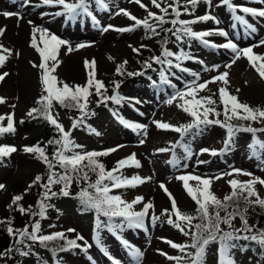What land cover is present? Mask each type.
<instances>
[{
  "label": "rangeland",
  "instance_id": "obj_1",
  "mask_svg": "<svg viewBox=\"0 0 264 264\" xmlns=\"http://www.w3.org/2000/svg\"><path fill=\"white\" fill-rule=\"evenodd\" d=\"M18 1L0 0V29L5 30L4 34L0 36V45L12 50V55L7 59L4 66L0 68V74L3 72L9 73L4 81L0 82V97L6 100L5 104H0V115L14 113L16 120L15 133L7 134L3 140H0V146H15L17 148L15 153L5 157V164L0 166V184L4 185V188L0 189V219L9 215L11 204H13V197L25 195L29 189V185H31V182L38 174H44L46 181L49 175V170L45 163L37 159L35 154L23 151L24 147L31 140L41 135L40 126L33 124L29 120L30 117L27 116V112L34 108L35 101L44 94L41 80L39 79L40 70L32 67L33 63H40V57L36 50L30 46L33 27H41L68 41L74 49L70 53L66 47L60 49V66L58 67L61 72L59 74L62 76L60 80L69 85H85L89 71L85 68V61L94 60L96 79L103 81L106 88H109L107 94L109 96L118 94L124 98L120 104L109 100L107 106L104 103H98L99 97L95 95L93 89V95L89 98L88 110L94 114L85 117V122L88 128L90 127V129L95 130L99 135L90 132V129H86L85 126H80L72 131V138L77 144L83 145L82 151L84 152H101L118 148L116 152L102 157L107 170L113 169L117 161L135 154L141 167H125L122 170L123 175L125 177H150L146 183L138 185L135 188L114 189L111 194L121 195L124 200L129 202L138 196L143 197L144 202L154 204L155 215L159 217V220H157L155 225L150 220H147V231L126 228L120 235L143 252L141 264H177L175 260L169 261L165 256L160 255V252L171 256H182L184 257L182 264H190V257L165 243L168 240L178 244H190L191 239L183 235L172 225H169L167 223V215H162L164 209H171V201L169 200V196L159 186L164 184L175 197L180 210L190 215L194 206H196L195 202L188 196L182 182L176 180L175 176L195 174L206 178H214L235 168L250 172L253 176L264 179V163L261 162L264 159V152H261L257 148V154L254 156L250 148V145L253 144L252 134L238 132L234 138V143L223 154L217 156H212L208 153L200 154L202 149L222 151L225 148L224 142L227 138L226 129L218 125H201L200 130L193 128L181 137L177 132L158 129L154 121H162L176 127L192 123V117L185 113L182 108L178 107L182 102L179 99H175L173 103L169 104L167 103L168 99L173 97L177 91L184 90L186 82L203 83L212 80L213 77L223 72H228L229 83L226 87L231 95L236 96L240 102L246 103L253 108L260 107L264 109V79L260 78L258 73L249 65L246 58L243 57L236 60L231 68L226 67V65L232 63L234 58V54L230 50L223 48L212 49L198 41L180 44L175 41L174 37H170V34H168L170 38L167 44L170 50L175 52L183 48L188 55L195 58L186 60L182 64V67L187 68L189 71L180 72L174 68L166 69L164 66L153 64L151 68H148V71L153 73V78L145 77L144 74L129 76L127 74L129 72L142 73L139 66V57L143 53L150 55L152 58L153 56L160 55L162 51V49H157L158 42L155 37L146 32L143 27H136L134 31L124 33L113 30L102 31V28L107 25H113L117 28L131 27L133 25V22L127 17L115 15L119 9H126L140 19L146 18V11L134 3L133 0H107L109 4L108 11L97 7L93 0L90 10L97 17L99 25L94 24L90 17L82 16L75 21L80 22V24L75 25L76 28L74 29L68 24V22H73H67L64 16L56 15L55 28L52 26L53 21L50 22V26H44V23L48 21L47 18H51V16L48 17L46 15L62 11L59 7L41 6L37 9L35 6H27L26 10L32 9V11L27 15L22 14V19L17 17L5 18L3 13L11 12L14 6L16 8V4L14 3ZM70 2H74V0H70ZM171 2L172 0H165V3ZM234 2L248 7H264V4H257L255 0H234ZM36 3H39V0H32V5ZM142 3L148 6V10L160 14L159 10L152 6L151 0H142ZM218 3L219 0H213V7L211 9H207L206 5L201 3L192 10L191 6L187 5V0H181V4L187 5L190 12H192L191 15H182L181 19H193L195 16L205 14L206 10L210 11L218 17L220 21L219 25L210 21L198 23L192 27L195 31L212 30L217 27L227 31L229 33L227 38L216 35L208 38L216 44L232 40L239 48H245L257 45L259 41L264 40L263 18L245 17L257 28L255 33H250L235 21L234 15L226 6L216 7L215 5ZM22 6V4L18 5L20 8ZM181 11H183V8H181ZM237 14L243 15L242 13ZM39 16H46V19L39 21L37 20ZM172 18L174 17L171 15L166 17L169 20ZM19 21H22L23 25ZM30 21L31 23H29ZM65 23H67V26ZM152 23L155 22L153 21ZM66 27H70L71 29L67 30ZM163 27L169 28L171 25L165 24ZM70 30L72 31L68 32ZM157 31L163 32L159 28ZM75 35H78L80 38H75ZM83 35L86 37L82 38ZM16 40L17 42H15ZM79 44L88 46L75 50ZM142 45L145 47H141ZM133 48H139V54L134 52ZM113 50H116L117 53L113 52ZM123 51L127 53L125 58L119 53ZM254 52L264 54V46L254 47ZM100 59L106 60L108 67L101 66L99 70L97 67L101 63L99 62ZM124 61H127L124 74H117V66ZM71 62L76 64L77 70H68L73 65L70 64ZM21 68L23 69L22 72ZM30 70L35 73L32 74L33 77L30 74ZM161 70L166 71L170 84L161 82ZM76 71L77 76H73L75 78H72L71 75ZM191 73H197L199 79L197 80ZM24 76L30 82V85H27V87L24 84L26 79L21 83ZM153 81H159L165 86L161 96L154 91ZM115 83L120 84L118 89H115ZM221 87H225L222 82L210 83L205 90L199 92V96H211L216 101L217 111L222 113L223 105L219 99V89ZM23 92H27V95L24 96ZM22 93L24 97L21 101L20 95ZM20 104H24V108H19ZM25 104H27V108H25ZM12 105H15V108L11 107ZM52 112L66 130H71L73 121L81 115L78 110L66 113L55 103ZM219 118L221 120L224 119L223 115ZM121 119L146 125L147 135L145 136L139 130L133 131L125 127L120 122ZM21 120H23V123H20ZM6 123L7 121L5 120V126ZM231 123L235 126H247L248 122L244 124L241 120H233ZM251 126L264 128V124L262 123H253ZM256 137L261 142H264V133L258 132ZM141 140L144 141L143 144L140 143ZM159 149H169V151L160 152L158 151ZM186 149H190L192 152L190 158L186 156ZM173 160L177 161L176 166L170 163ZM198 161H207V163H198ZM185 165L187 166L185 167ZM55 171H61L59 166L56 167ZM230 179L247 181L250 177L244 175H225L223 179H213L211 190L219 199H223L227 194L231 193L232 189L228 184V180ZM190 183L194 184L195 182ZM60 188H62L60 184L58 186L55 184L52 186V191L58 193ZM256 190L264 198V186L257 184ZM159 199L163 201L160 204L158 203ZM51 200L55 201L56 206L59 208L58 216L52 220V224L49 223L50 225H47L45 223L47 219H41L39 215L35 217L33 215L29 223L23 225L24 227H21V229L23 230L27 226L28 230L31 231V226L39 222L41 225L40 235L63 232L64 234L73 236L75 239L79 234L84 237L91 247L87 253L80 249H75L71 250V253H59V255L53 258L49 252L40 246H32L31 249L34 254L38 255L44 264H60V262L62 264H105L104 258L107 259V264H112L108 256L96 245L97 217L95 212H77L75 210L76 202L72 196H67L63 199H54L52 197ZM142 207V204H137L135 210L140 211ZM100 220L105 224L107 223V218L103 216L100 217ZM233 225L235 228L241 227L238 218L233 221ZM69 229H75V232H69ZM99 235L103 246L112 257L120 261L121 264H136L131 255L126 256L127 249L122 246L120 241L107 228H102ZM78 243L83 244L84 242L78 241ZM21 247L24 248V246ZM216 249L217 246L215 244L209 246L206 264H217ZM186 251L195 252L191 248ZM19 256L20 254L16 251L9 252L7 255L8 264H16ZM89 256L92 257V260L88 259ZM128 259H133L134 261L128 262ZM235 260L236 264H256L257 258L251 251L236 250Z\"/></svg>",
  "mask_w": 264,
  "mask_h": 264
},
{
  "label": "snow or ice",
  "instance_id": "obj_2",
  "mask_svg": "<svg viewBox=\"0 0 264 264\" xmlns=\"http://www.w3.org/2000/svg\"><path fill=\"white\" fill-rule=\"evenodd\" d=\"M134 3L139 5L147 13L146 18L140 19L132 15L126 9H119L115 15H123L133 22L131 27L117 28L113 25H107L102 28L103 32L109 30L117 31L120 33L134 31L136 27H143L146 32H149L151 36H158L160 31L165 33L166 38L161 45L162 51L160 55L153 56L151 63H146V68H151L153 64L164 66L166 69H176L180 72H188L187 68L182 67V64L186 60L195 59L188 55L183 48L179 51H172L167 47L170 37H174L175 41L180 44H185L190 41H198L206 47L211 48H223L230 50L234 54L232 63L226 65L231 68L232 64L239 60L241 57L246 58L249 65L258 73L261 79H264V54H258L254 52V47L264 46V40L259 41L257 45L249 46L245 48H239L232 40L222 44H216L211 42L208 38L214 35L227 38L229 33L219 27L212 30L195 31L193 25L198 23L215 22L219 25L220 21L217 16L213 15L210 11L200 16H195L193 19H181L182 15H191L190 9L187 5L191 6L194 10L199 4L203 3L207 9L213 7V0H187V5H182L181 0H172L171 3H165V0H151L152 6L159 10L160 14L154 13L148 10V6L142 3V0H133ZM257 4H264V0H255ZM93 0H39V3L32 5V0H23L24 6H35L37 8L41 6H47L51 8L59 7L62 11L54 13L56 16H64L67 21L75 22L79 17H90L94 24L99 25L97 17L93 15L90 10V5ZM94 4L105 11L109 10V4L107 0H94ZM216 7H227L235 17V21L246 28L250 33H255L257 28L246 19V16L255 18H264V7H248L237 4L234 0H219ZM183 8V11H181ZM242 13L243 15L237 14ZM3 15L8 18L16 15L19 19L23 17L19 13L4 12ZM171 15L172 19H166ZM155 23H152V22ZM31 23V21L29 22ZM165 24H170L171 27L164 28ZM4 29H0V36L4 34ZM170 34V37L168 36ZM151 38V37H150ZM30 46L36 50L40 57L39 64H32V67L40 70V80L42 84L43 95L37 100L38 108H32L27 112V116L32 119L43 118L50 125L54 126L57 132V139L49 141L50 144L57 146V150L54 155L49 158L46 153L45 147H41L39 144L34 146H25L23 151L25 153L36 154V158L45 163L49 170L47 183L42 184L41 187L45 189L43 193V200H49L51 197L58 195V193L52 191V186L55 184L62 185L59 194L63 196H69L71 185L73 181L79 182L83 180L87 183V188H84L79 193L84 211H94L96 214V245L101 248L106 256L112 261V264H121L110 255L108 250L103 246L99 232L102 228L107 230L115 236L122 246L128 250L131 257L136 261V264H141L143 258V252L133 246L128 240L124 239L120 233L126 228L139 229L147 231L146 221L150 220L153 225L159 220V217L155 215V206L151 202H144L143 197H136L131 202L126 201L121 195L111 194L114 189L122 188H135L138 185L144 184L149 178L140 176L125 177L123 175V169L125 167H141L140 162L136 159L135 154L129 157L117 161L116 166L107 170L103 163L99 161V157L107 156L112 152H116L118 148H112L105 151H82L83 145L77 144L72 138V131L84 124L85 117L93 115L88 110L89 98L93 95V89L95 95L99 97L98 103L107 104L110 100L113 103L120 104L124 99L123 97L116 95H107V89L103 81L96 79L95 61H85V68L88 69V79L85 85H69L68 83L60 80L55 73L60 66L59 54L62 47H66L70 53L74 49L71 47L68 41L59 38L57 35L50 33L47 29L41 27H33L32 39ZM88 45L79 44L75 50L84 48ZM145 47V46H141ZM133 51L139 54V48H133ZM12 55V50L0 45V68L4 66L7 59ZM19 55V53H17ZM111 59V57H109ZM175 61V63H174ZM127 61H124L117 66V74H124L125 65ZM129 76L143 75V73H127ZM174 74V73H173ZM198 80L197 73H191ZM9 75L8 72L0 74V82ZM161 82L164 84H170V80L165 70L160 72ZM222 82L225 87L219 89L220 103L223 105V112L217 111L216 101L211 96H199V92L205 90L208 84L214 82ZM228 72H223L212 78L210 81L203 83L186 82L185 89L177 91L173 97L169 98L167 103L171 104L175 99H179L182 103L178 107L192 117V123L176 127L162 121H154L155 126L160 130L174 131L183 137L193 128L200 130V126L218 125L226 129L227 138L225 140V148L218 152L217 150L202 149L200 154L208 153L212 156H217L226 152L230 146L234 143V138L238 132L251 133L253 138V144L250 145L252 154H257V148L264 152V142L257 139L256 134L264 133V128H255L251 125L253 123L264 124V109L260 107L253 108L246 103H242L234 95H231L227 91L228 85ZM120 87L119 83H115V89ZM114 89V91H115ZM6 100L0 97V104H5ZM54 103L59 104L64 108H75L81 115L78 119H75L72 123L71 130H66L65 127L58 121V118L53 115L52 109ZM11 107L15 108V105ZM223 115L224 119L219 117ZM215 117V118H210ZM7 121L6 126L4 121ZM233 120H241L248 122L247 126H235L231 123ZM120 122L127 128L133 131H141L144 135H147L146 125L139 123H133L121 119ZM23 123V120L20 121ZM15 114L10 113L7 115H0V136L4 134H14L16 131ZM96 135H99L95 130L90 129ZM144 143L143 140L140 141ZM17 148L15 146H0V160L15 153ZM160 152L169 151V149H159ZM186 156L190 158L192 152L190 149H186ZM70 153V154H69ZM264 163V159L261 160ZM173 166L177 165V161H170ZM198 163H207V161H198ZM59 166L62 169L61 172L55 171ZM187 165H185L186 167ZM89 171L96 173V180L90 182ZM244 175L250 177L247 181H240L237 179L228 180V184L232 189L229 195H226L223 200L219 199L211 190L213 179L220 180L224 176ZM181 181L183 188L187 192L188 196L197 205V215H189L183 213L178 207L175 197L168 191L164 184L160 187L169 196L171 201V209H164L162 215H167V223L179 230L183 235L190 237L191 243L178 244L172 241L166 240L171 248L184 253L190 257V264H206V256L209 246L215 244L217 246V264H236L235 251H243L250 245L258 246L261 256H264V228H257L255 225H250L247 219L248 206L264 209V198H262L256 190V185L260 184L264 186V179L253 176L250 172H245L242 169L233 168L231 171L214 178H206L195 174H183L176 177ZM41 177L37 176L35 183H39ZM190 182H195L191 184ZM32 185H29L31 187ZM4 185L0 184V189H3ZM91 189V191H89ZM23 199L21 195L13 197V204L19 206V202ZM240 200H243L246 207L241 210L239 207ZM142 204V210L136 211L135 206ZM51 205H46L43 201L40 202L38 213L41 219L45 218L46 210ZM212 209L213 211H210ZM231 209V210H229ZM18 210L24 214L26 209L18 207ZM223 211L225 215L221 216ZM151 213V214H150ZM107 218V223H103L100 217ZM239 217L241 221V227L235 228L233 221ZM198 220V223H193ZM221 225H226L228 230H225ZM41 225L39 222L34 223L31 226V231L26 226L23 230H14L12 227L7 228V232L10 236L16 239L17 244H24L25 240H31L32 242H38L40 246L47 247L48 242L55 240H63L64 244L58 249H52L53 256L57 255V251L65 252L75 249H80L87 253L91 245L84 239L83 236L77 235L75 239H68L63 232H57L50 235H40ZM69 232H75V229H69ZM83 241V244L78 243ZM246 242V243H241ZM26 247H30L25 245ZM194 249L195 252H187V249ZM13 249H7V252H11ZM20 251V249H17ZM22 256L29 255L28 251H20ZM4 254L0 253V257ZM160 255L165 256L169 261L175 260L177 264H182L184 257L171 256L167 253L160 252ZM92 260V257H88ZM62 264V262H60Z\"/></svg>",
  "mask_w": 264,
  "mask_h": 264
},
{
  "label": "trees",
  "instance_id": "obj_3",
  "mask_svg": "<svg viewBox=\"0 0 264 264\" xmlns=\"http://www.w3.org/2000/svg\"><path fill=\"white\" fill-rule=\"evenodd\" d=\"M154 37L158 42L157 43L158 44L157 49L161 50L162 49L161 45L163 43V40L166 38L165 33L159 32V35L154 36ZM146 63H151V57H150V55L143 53V55H141L139 57V64H140L139 66H140L141 71L144 75L151 77L153 75V73L148 71V68L145 67ZM106 89L108 91L109 88H106ZM55 104L62 111L66 112V113L72 112L73 110H77L75 108H71V109L64 108V107H61L57 103H55ZM38 107H40V105L37 104V101H35L34 108H38ZM29 120L33 124L40 126L41 135L39 137L31 140L27 144V146H34V145L39 144L41 147H45L46 153L49 156V158L51 159V157L54 155V153L57 150V146L54 144H50L49 141H52V140L58 138L56 129L54 128V126L50 125L43 118H37V119L29 118ZM242 123L245 124L246 122L242 121ZM86 125L87 124L84 120V124L81 126H85V128L88 129V127ZM4 136H5V134L0 136V139H2ZM35 156H36V154H35ZM98 159L101 163L104 164L105 168H107L106 164L103 161V158H98ZM1 164L2 165L5 164L4 158L2 160H0V165ZM61 171H62V169H61ZM88 175H89L90 182H94L97 178L96 173H94V172L89 171ZM37 176L41 177L40 182L35 183V180H36V178H35L31 182L32 186L29 187V189L27 190V193L23 196L21 195L23 197V199L19 202V206L11 204V207L9 210V215L2 217L0 219V253L4 254L2 257H0V264H8L7 255L9 252H7V249H9V248L13 249L11 252L16 251L18 254H20V251H28L29 252V255H27V256H22L20 254V256L18 258V262L16 264H44L42 259H40V257H38V255H35L33 250L31 249L32 246H40V244L38 242H32L31 240H25L24 244H17L16 239L18 237L14 238L13 236H10L7 232L8 227H12L14 230H22L21 227H24L23 225H26L29 223V220L32 219L34 213H38L39 205H40L41 201H43V203L46 205H51L46 210L45 219H47V220L45 221V223L47 225L52 224L53 223L52 220L58 216L59 208L56 206L55 201H53L51 199L43 200V193L45 192V189L43 187H41V185L47 183V181L45 180V175L44 174H38ZM56 185L58 186L59 184H56ZM75 188H77V190H75ZM84 188H87V183H85L83 180H81L79 182L73 181L71 188L69 189L70 195L68 197L72 196L74 198V200L76 202V207H75L76 209L75 210L77 212H80V213L90 212V211H84L83 210V206H82L81 200L79 198V193ZM60 190H61V188L59 189L57 196H53L54 199H59V198L63 199L66 197V196H63L62 194H59ZM89 191H91V189H89ZM72 193H74V194L71 195ZM229 194H227V195H229ZM221 200H223V199H221ZM18 207L25 208L26 212L24 214H22L18 210ZM239 207L241 210H243L246 207L243 200H240ZM196 208H197V205L194 206V209L190 215H197ZM229 210H231V209H229ZM210 211H213V210L210 209ZM220 215L223 216V215H225V213L223 211H221ZM246 215H247V219H248V222L250 225H255L257 228H264V209H261L258 206H256V207L248 206V211H247ZM35 216L36 215H34V217ZM237 218L240 221L239 217H237ZM198 222L199 221L196 220L193 223H198ZM240 223H241V221H240ZM221 227L224 228L225 230H228L226 225H221ZM65 236L68 239H74V237L69 235V234H65ZM241 243H246V242H241ZM63 244H64L63 240H55V241L48 242L47 247H42V246H40V247L45 249L47 252L50 253V255L53 258H55L57 255H59V253L67 254V253L72 252V251H65V252L57 251V255L53 256L52 249L58 250ZM25 245H28L30 247H26ZM21 246H24V248ZM17 249H20V251H17ZM244 250L251 251L256 256V258H257L256 264H264V256H261L259 249H258V246L250 245V246L246 247Z\"/></svg>",
  "mask_w": 264,
  "mask_h": 264
},
{
  "label": "bare ground",
  "instance_id": "obj_4",
  "mask_svg": "<svg viewBox=\"0 0 264 264\" xmlns=\"http://www.w3.org/2000/svg\"><path fill=\"white\" fill-rule=\"evenodd\" d=\"M23 2V1H22ZM29 7H31V6H29ZM28 7V8H29ZM47 7V6H46ZM26 8H27V6H25L23 9H21V8H16L13 12L14 13H19L20 14V16H23V15H27L28 13H30L31 11H32V9H27L26 10ZM25 9V10H24ZM38 9V8H37ZM39 11V10H38ZM23 14V15H22ZM46 16H48V17H50V16H53V14L52 13H50V14H47ZM46 16H39V19H37V20H39V21H41V20H45L46 19ZM13 17H17L16 15H14ZM18 18V17H17ZM9 21H11V20H9ZM56 21L57 20H55V21H53V27L55 28V23H56ZM50 22H52V21H46V23H44V26H50L51 24H50ZM19 23L20 24H22L23 25V22L22 21H19ZM38 24V23H37ZM41 25V24H40ZM11 26V25H10ZM15 42H17V40L15 41ZM213 49V48H212ZM113 52H116V50H113ZM117 53V52H116ZM124 58L127 56V53L125 52V51H123V52H119ZM99 62H101V63H99V66L97 67L99 70H100V67L102 66V67H108V63H107V61L106 60H104V59H100L99 60ZM70 64H73L74 65V67H73V65H71L69 68H68V70L69 71H71L72 69H75V70H77V68H76V64L74 63V62H71ZM60 70V68H58L57 69V72L55 73V75H57L58 77H59V79H62V76H61V74H59V71ZM23 71V69L21 68V72ZM61 73V72H60ZM77 71L74 73V74H72L71 75V77L72 78H75L76 76H77ZM30 74H31V76H32V74H35V73H33L32 72V70H30ZM69 75V74H68ZM67 75V76H68ZM73 76H75V77H73ZM33 77V76H32ZM36 78H37V76H36ZM26 79V81L24 82V84H25V86L27 87V85H30V82H28L29 80H28V78H25V76H24V78L22 79V81H21V83L24 81ZM40 79V78H39ZM23 91V90H22ZM24 93V96H26L27 95V92H23ZM23 93L20 95V100L21 99H23ZM22 101V100H21ZM29 104V103H28ZM29 106V105H28ZM19 108H24V104H20L19 105ZM25 108H27V104H25ZM171 186V185H170ZM174 186V185H173ZM161 202H163L161 199H159L158 200V203L160 204ZM120 246V245H119ZM103 260H105L104 261V263L105 264H107L108 262H107V259H103ZM128 262H132L131 260H127Z\"/></svg>",
  "mask_w": 264,
  "mask_h": 264
}]
</instances>
